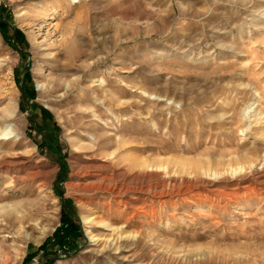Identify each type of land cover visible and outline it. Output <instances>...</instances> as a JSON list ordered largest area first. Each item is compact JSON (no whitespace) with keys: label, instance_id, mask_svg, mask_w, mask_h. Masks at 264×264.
Wrapping results in <instances>:
<instances>
[{"label":"rangeland","instance_id":"obj_1","mask_svg":"<svg viewBox=\"0 0 264 264\" xmlns=\"http://www.w3.org/2000/svg\"><path fill=\"white\" fill-rule=\"evenodd\" d=\"M0 248L264 264V0H0Z\"/></svg>","mask_w":264,"mask_h":264},{"label":"bare ground","instance_id":"obj_2","mask_svg":"<svg viewBox=\"0 0 264 264\" xmlns=\"http://www.w3.org/2000/svg\"><path fill=\"white\" fill-rule=\"evenodd\" d=\"M57 24H58V22H53L51 24V26L53 27L54 25L56 26ZM5 126H6V124L3 123V126L1 127L3 134H5ZM28 176L31 177V175H28ZM5 218L7 219V223H10L12 225V227H14V228L16 227L17 232H15V233H16L17 237L15 239L20 238L21 237V225L20 224L23 222L24 218L19 216V215H15L14 213H12L10 211H7L5 213ZM92 238H94V237H92ZM4 240L5 239H2V241H4ZM0 256L3 258V261L1 264H6V261L8 258L6 257V260H5V254L3 252V249H1V248H0Z\"/></svg>","mask_w":264,"mask_h":264},{"label":"trees","instance_id":"obj_3","mask_svg":"<svg viewBox=\"0 0 264 264\" xmlns=\"http://www.w3.org/2000/svg\"><path fill=\"white\" fill-rule=\"evenodd\" d=\"M60 230H61V228H60Z\"/></svg>","mask_w":264,"mask_h":264}]
</instances>
